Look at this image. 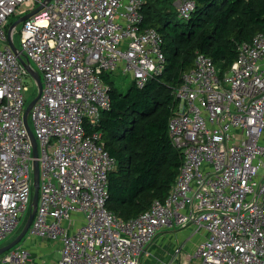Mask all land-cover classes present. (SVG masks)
<instances>
[{"label": "built area", "instance_id": "built-area-1", "mask_svg": "<svg viewBox=\"0 0 264 264\" xmlns=\"http://www.w3.org/2000/svg\"><path fill=\"white\" fill-rule=\"evenodd\" d=\"M177 1L179 17L188 18L195 2ZM41 4L0 0V241L29 215L37 160L39 198L28 232L59 240L60 264H142L163 228L188 224L206 234L196 261L183 264H264V32L239 44L224 74L197 54L169 120L182 154L178 175L165 200L124 221L107 207L116 160L95 130L111 106L102 75L132 72L144 86L165 69L162 37L139 29L143 0H50L23 22L16 52L9 18ZM22 60L43 76L28 115L37 157L24 122L31 74ZM28 263L20 244L0 256V264Z\"/></svg>", "mask_w": 264, "mask_h": 264}, {"label": "trees", "instance_id": "trees-1", "mask_svg": "<svg viewBox=\"0 0 264 264\" xmlns=\"http://www.w3.org/2000/svg\"><path fill=\"white\" fill-rule=\"evenodd\" d=\"M193 1L190 16L180 18L178 11L167 9L170 1L143 0L139 29L160 33L166 57L162 72L141 87L132 81L125 90L117 86L116 75H102L111 106L95 130L101 131L104 148L116 160L108 176L107 207L124 221L156 199L165 200L178 175L182 154L172 143L169 120L175 90L197 54L210 57L224 74L236 60L239 44L264 32V0Z\"/></svg>", "mask_w": 264, "mask_h": 264}, {"label": "rangeland", "instance_id": "rangeland-1", "mask_svg": "<svg viewBox=\"0 0 264 264\" xmlns=\"http://www.w3.org/2000/svg\"><path fill=\"white\" fill-rule=\"evenodd\" d=\"M167 1H170V4L166 6L167 9L172 11H177L178 1L177 0H167ZM155 7L158 9L166 8V7L158 6V4H156ZM24 14H25L24 11L22 12L19 11L16 15H13L9 18V22H12L13 24ZM22 26H23V22H21L16 26L15 36H14L15 45L19 49L21 48L20 32ZM32 66L36 68L33 63ZM113 74L116 75L117 86L123 90H125L128 87V85L133 81L132 72L126 75L122 71H116ZM40 76H42L41 73ZM27 82H28V89L25 92V96H26V101H28L29 103L37 96L38 86L36 80L31 75L27 77ZM29 122L33 128L31 118L29 119ZM262 135L263 136L260 138V144L264 145V131ZM26 219L24 223L22 220L23 225L17 231L8 235L7 237H5L0 241V246H3L4 244H8L19 234L20 229L22 230L26 222ZM162 230L164 231L159 232V234L157 235L158 240L157 242L155 241L157 243V247L147 251L145 258L142 261V264H167L168 263L167 261L170 260L174 254H176L177 249L180 247H181V251L176 256L178 260H181L183 262L185 258L189 256H193L192 260L196 261L197 258L195 257V254L197 252L200 242L203 240L206 234L205 228L203 227L200 228L196 224H188L185 227H179V228L165 227Z\"/></svg>", "mask_w": 264, "mask_h": 264}, {"label": "water", "instance_id": "water-1", "mask_svg": "<svg viewBox=\"0 0 264 264\" xmlns=\"http://www.w3.org/2000/svg\"><path fill=\"white\" fill-rule=\"evenodd\" d=\"M50 0H44V4L47 3ZM41 4L40 6L28 11L26 14H24L23 16H21L18 20H16L9 28V42L11 47L17 52V47L14 44V42L12 41V32L14 31V29L16 28V26L18 24H20L21 22L26 21L29 17H31L32 15H34L35 13H37L40 9L43 8V5ZM23 61V60H22ZM23 63L26 65V67L28 68L30 74L34 77V79L37 82V86H38V94L37 96L31 100L25 110L24 113V122L27 126V128L29 129L30 132V137L32 139L33 145H34V156L37 157L38 156V151H37V142L36 139L33 136V133L29 127L28 124V115L30 110L32 109L33 105L35 104V102L38 100L41 91H42V80L41 77L39 75V73L34 70V68H32V66H30V64L26 61H23ZM38 198H39V164L38 161L35 160L34 161V193H33V198H32V203H31V208H30V212L29 215L26 219V222L22 228V230L19 232V234L8 244H5L3 246H0V256L5 253L6 251L12 249L13 247H15L16 245H18L23 239L24 237L28 234L29 228L31 226V223L33 221V218L35 216L36 213V209H37V205H38Z\"/></svg>", "mask_w": 264, "mask_h": 264}, {"label": "crops", "instance_id": "crops-1", "mask_svg": "<svg viewBox=\"0 0 264 264\" xmlns=\"http://www.w3.org/2000/svg\"><path fill=\"white\" fill-rule=\"evenodd\" d=\"M36 7H38V5H34L32 8H36ZM172 227H168V228H172ZM157 240H158V236L148 246L147 251L157 247V243H156ZM20 246L25 248V250L28 253L29 256L28 264H60L62 243L59 240H55L48 237L42 238L28 232V234L20 242ZM146 254L147 252L143 256V259L145 258ZM174 255L171 257L170 260L167 261L168 262L167 264H172ZM184 261L185 259L182 262L177 258L173 261V264H183Z\"/></svg>", "mask_w": 264, "mask_h": 264}]
</instances>
